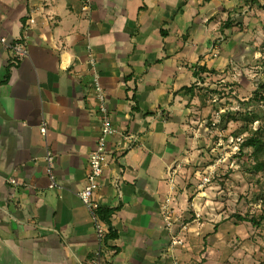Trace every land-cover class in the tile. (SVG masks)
Returning a JSON list of instances; mask_svg holds the SVG:
<instances>
[{
	"label": "crops",
	"instance_id": "0c3cea01",
	"mask_svg": "<svg viewBox=\"0 0 264 264\" xmlns=\"http://www.w3.org/2000/svg\"><path fill=\"white\" fill-rule=\"evenodd\" d=\"M240 1L0 0V38L28 53L16 58L0 44V264H91L95 223L77 197L101 127L89 52L113 126L137 140L106 143L94 203L116 209L117 238L104 243V263L172 264L169 199L188 227L174 255L181 264H216L219 238L209 230L220 215L213 189L197 188L206 141L193 115L199 88L234 59L235 28L221 34L220 24ZM197 67L215 73L199 82ZM48 153L59 188H48Z\"/></svg>",
	"mask_w": 264,
	"mask_h": 264
},
{
	"label": "rangeland",
	"instance_id": "374dc122",
	"mask_svg": "<svg viewBox=\"0 0 264 264\" xmlns=\"http://www.w3.org/2000/svg\"><path fill=\"white\" fill-rule=\"evenodd\" d=\"M244 1H240L231 18L240 25L235 27L229 47L234 59L204 82L203 102L193 115L194 132L206 141L199 144L202 160L197 173L214 164L215 156L224 158L213 170L212 184L206 186L213 189L209 195L215 203L214 213L220 215V222L211 223L209 230L220 242L214 241L211 247L217 252L216 264H264V178L242 167L245 156L251 153L249 147H242L243 142L258 128L264 142V100L259 98L264 99L259 89L264 83V9L260 6L264 0H257L258 4L247 0V5ZM228 113L235 117L243 114V120H229L226 129L220 131L216 125ZM253 115L258 122H251ZM259 159H264V148ZM262 190L263 199L257 200ZM236 215L249 216L259 225L241 222ZM206 236L200 242H205ZM219 244L221 248L216 251Z\"/></svg>",
	"mask_w": 264,
	"mask_h": 264
},
{
	"label": "built area",
	"instance_id": "2783aa9c",
	"mask_svg": "<svg viewBox=\"0 0 264 264\" xmlns=\"http://www.w3.org/2000/svg\"><path fill=\"white\" fill-rule=\"evenodd\" d=\"M83 10L88 11L87 6L83 7ZM32 22V21H31ZM0 44L9 50L16 58H24L28 56L25 49V44L20 42H8L5 38H0ZM89 63L91 68L92 83L95 89L96 97L99 104V112L101 115V127L100 135L97 139L93 151L90 153L88 161V175L86 178V185L83 190H81L77 197L82 202V204L87 208L89 214L91 215L96 229L97 247L94 251L91 264H104L103 262V248H104V231L98 222L96 216L97 205L94 203V193L99 187V178L102 175L103 167L105 164V147L108 139L114 135H120L121 141L128 142L130 147L134 146L136 143V137L129 136L127 134L120 133L112 124L111 118L108 114L105 95L103 89L101 88L100 79L98 71L95 66V56L92 53H88ZM200 86L201 84L198 83ZM46 124L44 121L41 122V132H46ZM216 160L205 172L197 173L196 178L198 179V189L203 190L206 186L212 184L213 170L215 166L221 162L224 158L215 156ZM53 163L54 158L50 153L46 157V174L49 180V189L59 188L57 181L55 180L53 174ZM9 184L12 186H21L15 183L14 180H9ZM166 206L163 210V221L166 228L170 233V244L168 248V254L171 258L172 264H181L179 258L174 255V250L177 248H183L186 245V232L188 230L187 224L182 219L181 215L174 214V212L168 207L169 199L166 200ZM192 213L195 219H199L200 214L194 210V205L190 204Z\"/></svg>",
	"mask_w": 264,
	"mask_h": 264
},
{
	"label": "trees",
	"instance_id": "16d2710c",
	"mask_svg": "<svg viewBox=\"0 0 264 264\" xmlns=\"http://www.w3.org/2000/svg\"><path fill=\"white\" fill-rule=\"evenodd\" d=\"M245 5H247V0L244 1ZM252 3L258 4L257 0H252ZM260 4V3H259ZM251 6V5H250ZM264 9V5H260ZM236 26H240L239 23L233 21L232 19H227L224 22L220 24V31L221 34H223L226 30H231L232 28H235ZM211 73L214 74L215 71H207L204 67H197L194 71V77L199 82H204L205 78L202 77L205 73ZM196 86H193L191 88L184 89L187 93L193 92ZM200 91H203V89L199 88ZM259 89L261 93H264V83L259 86ZM262 100H264L261 96L259 97ZM238 116V117H237ZM237 116H233L231 113H228L226 117H221L219 124L216 125L217 128L220 129V131H224L226 129V125L229 120H243V114H237ZM251 119V122H258L259 119L257 116L253 115ZM247 128V126H246ZM257 129V131L254 133L252 137L247 138L243 144L242 147H249L251 150V153L249 157L245 156V161L242 167H244V171L251 172L255 174L256 176H261L264 178V159H259V154L263 151L264 148V142L261 140V131ZM242 150V149H241ZM243 156V155H242ZM244 157V156H243ZM263 190L257 195L256 199L260 200L262 198ZM116 209H109V208H99L96 209V215L98 218L99 224L105 229L104 230V243L106 244L108 241L115 240L117 238V235L115 231L112 228V218L115 214ZM239 221L241 222H249L254 227H258L259 222H256L253 218H250L249 216L241 217L239 215L235 216ZM103 257V253H102ZM104 259V257H103ZM104 262V260H103ZM105 264V263H104Z\"/></svg>",
	"mask_w": 264,
	"mask_h": 264
}]
</instances>
